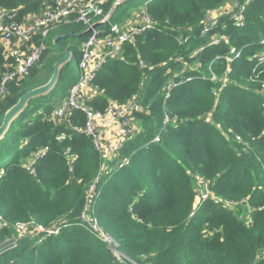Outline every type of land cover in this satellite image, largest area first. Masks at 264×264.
Returning a JSON list of instances; mask_svg holds the SVG:
<instances>
[{
    "label": "trees",
    "instance_id": "1",
    "mask_svg": "<svg viewBox=\"0 0 264 264\" xmlns=\"http://www.w3.org/2000/svg\"><path fill=\"white\" fill-rule=\"evenodd\" d=\"M56 1L0 0V8L21 21ZM232 1L146 2L151 28L108 59L86 91L96 112L134 97L141 104L137 132L116 160L74 131L84 125L82 113H71L69 124L52 116L78 80L77 72L66 80L67 66L55 88L10 124L0 140V246L9 245L0 247V264H264V0H248L241 22L229 14L205 22ZM87 29L70 17L54 34L73 35L58 43L76 66ZM57 51L46 47L28 75L8 86L0 126L23 95L49 81L64 54ZM196 176L222 201L246 204L223 210L208 201L189 218ZM17 224L57 234L12 241Z\"/></svg>",
    "mask_w": 264,
    "mask_h": 264
},
{
    "label": "built area",
    "instance_id": "2",
    "mask_svg": "<svg viewBox=\"0 0 264 264\" xmlns=\"http://www.w3.org/2000/svg\"><path fill=\"white\" fill-rule=\"evenodd\" d=\"M108 1L57 0L54 6L45 7L40 12L28 15L21 21L17 20L16 11L0 8V51L2 61L0 64V101L8 94L9 85L22 81L28 75L29 70L39 62L46 49L45 42L49 33L67 23L70 17H75L77 22L88 26L90 31L80 45L77 63L78 80L70 87L65 100L53 109L52 116L59 123L69 124L66 119L71 113L74 111L82 113L84 115V125L81 129L75 128L74 131L78 132L80 130L90 137L94 150L103 159L109 157L117 159L124 142L137 132V128L132 125V115L142 113L141 104L134 97L123 104L110 103L104 112H96L88 106L86 91L107 60L119 58L124 46L133 44L140 35L151 28L153 23L146 11V6L141 9L136 23L120 25L111 23V20L105 18L101 19L103 7ZM248 2V0H245L244 3H236L233 6L232 15H235L234 19L237 22L243 20L241 12L244 11V7ZM212 13L207 14L205 21L209 20V15ZM92 21L96 22L91 24ZM211 22L213 21L209 20V23ZM103 24L107 27L109 33L99 32V27ZM93 25H96L97 28H94ZM206 34L207 31L204 30L202 35ZM230 53L234 54L235 50H231ZM262 93H264V85L262 86ZM262 108L264 110V103H262ZM206 120L208 121V119ZM110 125L117 127L118 138L111 144H106L101 137V131ZM158 141L159 137H156L154 142ZM38 156V154H34L32 158H38ZM194 182L197 190V201L189 218L194 216L196 209L201 204L208 201L218 204L223 210L246 204V201H244L245 204L240 205H236L235 202L231 201H222L211 193L208 181L199 176L194 177ZM91 191H93V188L90 189ZM247 210L248 215L244 218L247 220L245 226L251 222V209L247 207ZM82 220L86 221L84 216H82ZM88 225L95 229L94 221L88 222ZM15 230L24 237L57 233L55 229L46 230L40 226L29 224H17ZM100 234L104 241L112 247L114 255L118 259L121 255L116 251V245L103 233Z\"/></svg>",
    "mask_w": 264,
    "mask_h": 264
},
{
    "label": "rangeland",
    "instance_id": "3",
    "mask_svg": "<svg viewBox=\"0 0 264 264\" xmlns=\"http://www.w3.org/2000/svg\"><path fill=\"white\" fill-rule=\"evenodd\" d=\"M147 1L148 0H131V1L127 2L126 4H124L122 6V8L120 7L119 10L113 15V18L111 19V23H113V21H116L120 25H125V23H136L138 21L140 11H141V9L143 7L146 6V4H147L146 2ZM236 3L237 2L235 0H233L232 2H230V4L224 5L221 8L220 11H217V12L215 11L212 14H210L209 15V20L210 21H216V19L218 17H220L221 15H225V14L232 15V13H233V6ZM222 13H224V14H222ZM209 20L207 19L205 22L206 23H209ZM104 26H105L104 24L103 25H100L99 30H103L104 29ZM55 32H56V29L53 30V31H51L49 33L47 39H46V42H45L46 47L49 48V49L50 48L52 49V47H53V50L54 51L56 50V48L53 46L52 41L56 37V36H54ZM78 51L80 52V45L78 47ZM75 60L76 59H72L71 60V63L67 66L66 73H65V78L68 81L71 80L72 75L77 72V66H76ZM44 65H46V63H42L41 64V67L44 66ZM64 85H65V83H64ZM60 96H61V91L56 94V96L53 98L52 103H56L58 101V99H59L58 97H60ZM37 102H38L37 99L31 101V103H37ZM142 113H143V110H142ZM139 116H142V114L132 115V125L134 127H136V128L139 127V120H140L139 119ZM101 137H102L104 143L111 144L113 141H115L118 138L117 137V127L114 126V125L106 126L101 131ZM110 159H115L116 160V158H111V157L106 158V160H110ZM119 166H121V164H119ZM86 215L88 216V213L87 212L84 215V218L85 219H86ZM50 234L51 235H56L57 233L56 234L50 233ZM11 237H12V241H16V242L18 241V239L24 238L21 235H19L16 232L15 229L13 230V234H11ZM25 239H27V238H25ZM3 246L4 245H2L0 247L2 248V250H5V249H7V247L9 245H6L4 247ZM258 253H259V257H261V256L264 255V250H260ZM121 258H123V257L120 256L118 259H121Z\"/></svg>",
    "mask_w": 264,
    "mask_h": 264
},
{
    "label": "water",
    "instance_id": "4",
    "mask_svg": "<svg viewBox=\"0 0 264 264\" xmlns=\"http://www.w3.org/2000/svg\"><path fill=\"white\" fill-rule=\"evenodd\" d=\"M131 0H116L109 13L105 17L106 20H110L113 15L119 10L120 7H122L124 4L129 2ZM94 28H96V25H93ZM90 31V28L87 29V31L84 33L86 35ZM73 37V35H65V36H60L56 37L53 39L52 44L53 46L59 51H64L61 46L59 45L58 41L61 40H66L68 38ZM72 60V54L68 51L65 50L64 54L60 57V59L53 65L52 67V75L49 81L41 86L38 87L32 91L27 92L25 95H23L17 102L15 106H13L11 109H9L3 118L2 125L0 126V140L4 137L6 134L8 127L10 124L27 108L29 103L35 99L42 98L46 95H48L56 86L59 76L61 74V71L64 67L68 66L71 63Z\"/></svg>",
    "mask_w": 264,
    "mask_h": 264
},
{
    "label": "crops",
    "instance_id": "5",
    "mask_svg": "<svg viewBox=\"0 0 264 264\" xmlns=\"http://www.w3.org/2000/svg\"><path fill=\"white\" fill-rule=\"evenodd\" d=\"M88 93H90V92H88ZM138 129V128H137Z\"/></svg>",
    "mask_w": 264,
    "mask_h": 264
}]
</instances>
